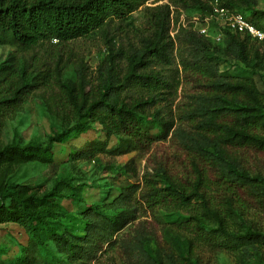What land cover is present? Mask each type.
I'll use <instances>...</instances> for the list:
<instances>
[{"label":"trees","instance_id":"trees-1","mask_svg":"<svg viewBox=\"0 0 264 264\" xmlns=\"http://www.w3.org/2000/svg\"><path fill=\"white\" fill-rule=\"evenodd\" d=\"M145 1L0 0V44L16 46L0 66V131L8 114L36 92H41L51 114L66 125L72 122L50 136L46 144L0 142V224H16L25 230L26 251L51 253L49 246L53 242L66 255L68 264H84L96 258L104 243L131 219L132 215L123 211L109 213L105 207L91 206L83 211L84 234L67 227L59 231V202L66 196L65 190L55 185L51 191L37 193L11 180L14 167L30 161H52L57 142L69 141L92 129L94 123L101 125L107 138L115 135L123 149L139 151L166 140L179 121L190 124L194 130L193 148L180 142L192 153V176L180 180L167 169L160 170L158 178L145 174L146 185L140 197L152 210L165 207L175 212L172 222L188 233L178 249L185 259H191V264H200L198 258H193L199 242L227 236L228 220L239 215L230 208L228 199V211L222 209L213 192L222 186L232 190L264 184V177L251 175L236 157H231L245 147L264 152V90L257 88L252 77L226 75L220 73L219 67L220 61L229 57L244 64L251 73L264 75V40L226 27L221 29L220 41L194 32H180L175 39L170 35L165 5V22L160 31L144 39L140 49L125 54V72H121L118 61L124 55L110 48L105 59L108 74L96 88L87 89L89 81L85 76L77 81L63 79L70 59L63 48L50 50L45 59L40 55L39 49L45 48L46 53L47 44L53 40L57 41L55 45H64L103 30L113 18L126 20ZM254 2L182 0L186 7L197 9L201 19L213 14L215 4L231 11L249 10L250 21L264 30V9H256ZM176 49L180 54L188 52L181 55L182 70L186 78H193L202 88L188 94L186 104L178 107L177 118L172 111L164 113L156 108L168 100L177 85L171 67ZM106 140L90 143L87 149L72 146L71 154L75 159L93 157L107 145ZM121 173L127 175L130 170L125 166ZM131 187L118 189L106 208L135 204L138 198ZM246 236L252 238L255 234L247 230ZM15 262L0 260V264H47L31 254ZM51 262L54 264L56 259ZM162 262L159 259L158 264Z\"/></svg>","mask_w":264,"mask_h":264},{"label":"rangeland","instance_id":"rangeland-1","mask_svg":"<svg viewBox=\"0 0 264 264\" xmlns=\"http://www.w3.org/2000/svg\"><path fill=\"white\" fill-rule=\"evenodd\" d=\"M254 1L256 9H264V0ZM165 5H168L169 10L171 37L178 39L177 34L180 32L199 34L200 28L207 27V23L201 20V13L183 5L182 0H146L126 20L113 18L103 30L64 45H55L57 41L53 40L47 44L46 53L45 48H40L39 53L45 59L50 50L63 48L64 54L67 52L70 57L63 70V79L77 81L85 76L89 81L87 89L95 87L108 74L105 59L111 52L110 48L124 55L118 61L121 72H125V54L140 49L144 39L160 31L165 22ZM241 13L249 19V10ZM208 28L213 36L220 30L213 21H209ZM14 50L15 45L0 44V66ZM187 53L183 51L180 54L177 49L174 51L171 67L177 85L168 95V100L156 106L163 109L164 113L172 111L176 118L179 115L178 107L186 104L188 94L202 89L193 78H186L182 70L181 55ZM219 67L220 73L226 75L252 77L257 88L264 90V75L251 73L244 64L224 57ZM71 125L72 122L66 125L51 114L41 92H36L20 108L8 114L0 131V142L7 144L14 140L23 144L29 141L46 144L50 136ZM193 137L194 130L190 124L179 121L166 140L154 143L149 150L123 149L118 145L115 135L107 138L101 125L94 123L92 129L69 141L57 142L52 161H30L14 167L11 180L27 185L37 193L51 191L55 185L65 190L66 196L59 202L61 212L56 223L59 231L67 227L75 233L84 234L82 215L91 206L105 207L109 213L123 211L132 215L121 229L114 232L112 239L104 243L96 258L84 264H158L159 259H162V264H191V259H185L178 249L179 242L188 233L172 222L175 212L165 207L152 210L140 193L145 189V174L158 178L160 170L167 169L180 180L192 176V153L181 142L193 148ZM97 140H106L107 145L97 151L95 156L73 158L72 146L87 149L90 143ZM231 157H236L237 162L247 168L251 175L264 177V152L245 147ZM125 166L130 170L127 175L121 173ZM209 174L212 175V172L209 171ZM126 186L134 189V197L138 198L134 200L135 204L106 208L105 205L117 196L118 189ZM213 195L217 204L227 211L225 202L228 199L230 208L239 215L228 220L227 236L200 241L193 258H198L200 264H264V184L253 188L239 186L232 190L222 186ZM213 225L216 226V223ZM247 230L255 236H246ZM27 245L28 234L23 228L16 224H0L1 261L16 263L18 258L31 254L43 263L52 264L54 258L58 264H68L66 255L58 251L53 242L49 246L51 253L38 249L26 251ZM72 264L81 262L74 261Z\"/></svg>","mask_w":264,"mask_h":264},{"label":"built area","instance_id":"built-area-1","mask_svg":"<svg viewBox=\"0 0 264 264\" xmlns=\"http://www.w3.org/2000/svg\"><path fill=\"white\" fill-rule=\"evenodd\" d=\"M207 23V27H202L199 32L205 36L211 37L213 40H221L223 27L228 28L231 31H237L240 33H247L253 38L258 40H264V30L257 28L243 13L238 11H231L227 8L214 5L213 14L206 16L203 19ZM215 20L220 24L219 32L214 36L209 32V21Z\"/></svg>","mask_w":264,"mask_h":264}]
</instances>
